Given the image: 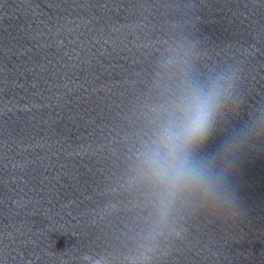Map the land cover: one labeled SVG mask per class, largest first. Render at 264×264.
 Returning <instances> with one entry per match:
<instances>
[{"label": "clouds", "instance_id": "9594fccd", "mask_svg": "<svg viewBox=\"0 0 264 264\" xmlns=\"http://www.w3.org/2000/svg\"><path fill=\"white\" fill-rule=\"evenodd\" d=\"M222 80H201L185 73L169 98L153 109L154 120L134 154L129 177L131 184L145 190L154 209L150 238L167 226L177 203L186 195L214 196L224 183L225 169L218 167L216 154H199L234 87ZM256 123L253 119L240 128L221 151L238 145Z\"/></svg>", "mask_w": 264, "mask_h": 264}]
</instances>
